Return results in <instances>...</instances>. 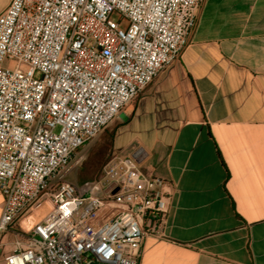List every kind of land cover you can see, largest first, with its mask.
<instances>
[{"label": "built area", "instance_id": "1", "mask_svg": "<svg viewBox=\"0 0 264 264\" xmlns=\"http://www.w3.org/2000/svg\"><path fill=\"white\" fill-rule=\"evenodd\" d=\"M205 2L11 0L0 13V260L141 264L149 236L164 234L173 183L145 172L140 150L115 154L84 188L66 176L183 56Z\"/></svg>", "mask_w": 264, "mask_h": 264}, {"label": "crops", "instance_id": "2", "mask_svg": "<svg viewBox=\"0 0 264 264\" xmlns=\"http://www.w3.org/2000/svg\"><path fill=\"white\" fill-rule=\"evenodd\" d=\"M113 129L116 154L140 150L175 188L141 264H264V0H206L183 56Z\"/></svg>", "mask_w": 264, "mask_h": 264}, {"label": "trees", "instance_id": "3", "mask_svg": "<svg viewBox=\"0 0 264 264\" xmlns=\"http://www.w3.org/2000/svg\"><path fill=\"white\" fill-rule=\"evenodd\" d=\"M114 132V129L109 131L107 128L102 134L101 140L97 142L83 161L77 174L80 188H84L98 180L102 175L105 164L116 154L113 150Z\"/></svg>", "mask_w": 264, "mask_h": 264}, {"label": "rangeland", "instance_id": "4", "mask_svg": "<svg viewBox=\"0 0 264 264\" xmlns=\"http://www.w3.org/2000/svg\"><path fill=\"white\" fill-rule=\"evenodd\" d=\"M114 20H118L119 16L117 14H114L113 16ZM115 124V121L108 127V130L111 131L113 129V126ZM107 130V129H106ZM102 136V135H101ZM101 136H99L95 141H93L92 143H90L89 145L85 146V148H83L75 157V159L73 160V163L68 171V174L66 176V179L69 181L74 182L76 185H78L80 187L79 182L77 181V174L78 171L80 170L83 161L87 158L88 154L90 153L91 149L97 144V142H99L101 140ZM80 156H83L84 158L78 163L76 164V160H78L80 158ZM48 205H44L42 208L36 210L35 212H33L31 214V216H29V224L32 225L35 222H37L40 218H42L47 212H48Z\"/></svg>", "mask_w": 264, "mask_h": 264}]
</instances>
